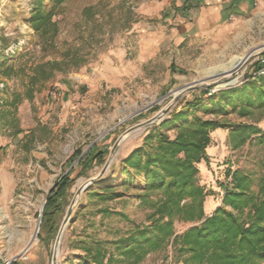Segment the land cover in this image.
<instances>
[{
  "label": "rangeland",
  "instance_id": "374dc122",
  "mask_svg": "<svg viewBox=\"0 0 264 264\" xmlns=\"http://www.w3.org/2000/svg\"><path fill=\"white\" fill-rule=\"evenodd\" d=\"M37 1L0 0V65L7 61L14 69L10 75L0 72V264H106L110 254L112 264H129L110 242L136 225H149L152 209L140 203L143 176L126 168L124 159L199 90L208 89L204 102L210 106L211 95L254 77L253 64L263 54L248 60L236 74L209 80L178 96L172 92L206 79L205 71L189 73L154 92L152 85L140 80H115L106 68L115 65L114 52L134 39L139 26L161 20L159 16L185 0H65L55 9V29L46 35L30 24ZM42 4L48 7L49 0ZM251 12L256 14L251 42L235 56L264 42V0H253ZM39 66L47 78L36 83L28 98L29 76ZM80 104L85 107L77 109ZM166 109L160 120L142 125ZM229 111L226 115L197 111L198 116L226 124L210 133L208 162L197 165L198 183L208 193L205 216L222 204L225 191L220 184L232 188L227 171L258 173V160L264 156L263 146L251 140L234 148L237 138L230 136L240 124L264 131V109L246 116ZM217 130L221 135L212 141ZM168 134L173 138L175 131ZM98 153H102L98 160L81 163ZM105 162L106 171L96 178ZM65 176L70 185L60 201L56 229L49 233L42 227V212L50 191ZM91 178L96 179L89 184ZM105 187L118 196L106 201L94 196ZM105 207L111 212L100 213ZM200 222L175 220V232L181 234ZM98 248L106 254L96 263L92 257ZM180 260L168 246L149 252L136 264H180Z\"/></svg>",
  "mask_w": 264,
  "mask_h": 264
},
{
  "label": "trees",
  "instance_id": "16d2710c",
  "mask_svg": "<svg viewBox=\"0 0 264 264\" xmlns=\"http://www.w3.org/2000/svg\"><path fill=\"white\" fill-rule=\"evenodd\" d=\"M64 1L49 0L48 7H43L42 0L35 2L29 18L33 29L43 35L55 29V9ZM51 42L47 40V43ZM38 69L29 76L28 98L32 97L36 83L45 80L41 66ZM0 72L10 75L14 69L4 61ZM248 78L239 87L211 95L210 106L204 102L208 89L199 90L198 95L186 100L158 128L151 129L143 142L124 159L126 168L143 176L145 185L139 195L140 203L152 209L149 225H136L114 242L115 251L129 264H136L149 252L168 246L181 257L180 264H264V156L258 160V173L227 171L226 177L232 178V188L226 183L220 184L225 191L222 204L211 215L204 214L203 203L208 193L198 183L197 165L201 161L208 162L206 148L211 141L210 133L226 124L198 116L197 111L226 115L230 109L229 112L246 116L254 109H264V76ZM168 130L175 131L173 138ZM230 136L237 138L234 148L248 140L264 148V131L252 124L235 126L230 130ZM101 154H90L80 162L98 160ZM69 185V177H63L47 197L41 224L49 233L56 229L60 201ZM94 196L106 201L118 194L105 187L102 193ZM99 211L102 214L111 212L106 207ZM175 220L201 222L177 234ZM105 254V250L96 249L93 261L99 263ZM113 259L110 254L106 264H112Z\"/></svg>",
  "mask_w": 264,
  "mask_h": 264
},
{
  "label": "crops",
  "instance_id": "0c3cea01",
  "mask_svg": "<svg viewBox=\"0 0 264 264\" xmlns=\"http://www.w3.org/2000/svg\"><path fill=\"white\" fill-rule=\"evenodd\" d=\"M252 2L185 0V4L159 16L161 20L139 26L134 39L124 41L126 47L114 52L115 65L106 71L115 80L129 78L152 85L150 91L154 92L198 70L205 71L206 77L208 69L228 61L251 42L256 18L251 12ZM260 66L259 61L255 62L252 69L256 71ZM220 135L217 130L212 141ZM110 245L115 247L112 242Z\"/></svg>",
  "mask_w": 264,
  "mask_h": 264
},
{
  "label": "bare ground",
  "instance_id": "6f19581e",
  "mask_svg": "<svg viewBox=\"0 0 264 264\" xmlns=\"http://www.w3.org/2000/svg\"><path fill=\"white\" fill-rule=\"evenodd\" d=\"M263 49H264V42H262L258 46H255L254 48H252L251 50H249L245 53L233 56L228 62H226L220 66L208 69L206 72L207 73L206 79L195 80L193 83L187 84V85L173 91L172 94L174 96H178L179 94L186 92L188 90V88L192 85L206 84L209 80H215V82H216V80H219L220 78L228 77L231 74H236V73H238L239 70H242L244 68V66L248 60H250L251 58L256 56ZM240 76L241 75H238L233 81H236L238 78H240ZM208 83H210V82H208ZM160 113H162V112H160ZM160 113H158L157 116H159ZM142 125H145V124H142ZM34 239H35V237L32 238V241ZM31 242H30V244H31ZM30 244L28 246H26L21 251V253H24L30 247ZM54 259H55V256H54Z\"/></svg>",
  "mask_w": 264,
  "mask_h": 264
},
{
  "label": "water",
  "instance_id": "95a60500",
  "mask_svg": "<svg viewBox=\"0 0 264 264\" xmlns=\"http://www.w3.org/2000/svg\"><path fill=\"white\" fill-rule=\"evenodd\" d=\"M260 54H264V49H263L261 52L258 53V55H260ZM199 87H202V86H201V85H199V86H197V85H192V86H190V87L188 88V90L196 89V88H199ZM188 90H187V91H188ZM160 112H162V113H160L159 116L156 115L155 117H153V118H151L150 120L146 121L144 124H145V125H149V124H152L153 122H155V121H157V120H160L164 115H166V114L168 113V110H167V109H166V110H161ZM118 142H119V139H118V141L115 143L114 148L116 147V145L118 144ZM107 161H108V160H107ZM107 165H108V163L105 162V164H104L102 170L100 171L99 175H98L96 178H98V177H100V176H102V175L104 174V172H105L106 169H107ZM96 178H91L89 184H90L91 182H93ZM68 216H69V214H68ZM68 216H67V218H68ZM39 222H40V220L38 221V224H37L36 233L38 232Z\"/></svg>",
  "mask_w": 264,
  "mask_h": 264
},
{
  "label": "built area",
  "instance_id": "2783aa9c",
  "mask_svg": "<svg viewBox=\"0 0 264 264\" xmlns=\"http://www.w3.org/2000/svg\"><path fill=\"white\" fill-rule=\"evenodd\" d=\"M258 61L261 63V66L253 73V76H264V57L261 56ZM3 264H9V261L4 262Z\"/></svg>",
  "mask_w": 264,
  "mask_h": 264
}]
</instances>
